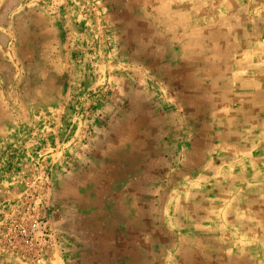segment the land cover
Instances as JSON below:
<instances>
[{
    "label": "rangeland",
    "instance_id": "obj_1",
    "mask_svg": "<svg viewBox=\"0 0 264 264\" xmlns=\"http://www.w3.org/2000/svg\"><path fill=\"white\" fill-rule=\"evenodd\" d=\"M0 264H264V0H0Z\"/></svg>",
    "mask_w": 264,
    "mask_h": 264
},
{
    "label": "built area",
    "instance_id": "obj_2",
    "mask_svg": "<svg viewBox=\"0 0 264 264\" xmlns=\"http://www.w3.org/2000/svg\"><path fill=\"white\" fill-rule=\"evenodd\" d=\"M37 203L35 205H31V202H25L24 203V209L23 215L26 216L25 221L23 224H16V222L12 225L13 226V232H12V239L16 243H21V241L28 245L29 247L32 248L33 246V240H34V235L33 231L35 229L40 228V222H38L37 215L39 211V205L41 204V197H36ZM12 245L13 242H12ZM38 258L40 257L41 254H38Z\"/></svg>",
    "mask_w": 264,
    "mask_h": 264
}]
</instances>
